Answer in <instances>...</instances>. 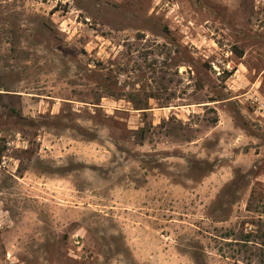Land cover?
Returning a JSON list of instances; mask_svg holds the SVG:
<instances>
[{"label":"rangeland","instance_id":"1","mask_svg":"<svg viewBox=\"0 0 264 264\" xmlns=\"http://www.w3.org/2000/svg\"><path fill=\"white\" fill-rule=\"evenodd\" d=\"M0 264H264V0H0Z\"/></svg>","mask_w":264,"mask_h":264}]
</instances>
